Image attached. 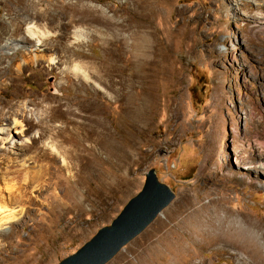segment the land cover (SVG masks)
Instances as JSON below:
<instances>
[{"label":"rangeland","instance_id":"1","mask_svg":"<svg viewBox=\"0 0 264 264\" xmlns=\"http://www.w3.org/2000/svg\"><path fill=\"white\" fill-rule=\"evenodd\" d=\"M136 1L63 0L87 21L67 64L56 53L57 68L81 60L89 77L84 87L68 85L58 69L25 79L31 123L21 126L30 130L13 131L9 144L0 136V187L2 179L21 187L29 170L43 191L12 206L19 221L0 228V264H58L111 224L151 169L175 198L107 264H264V0H153L146 55L129 47L113 58L109 36L131 23ZM123 3L124 18L115 13ZM59 23L67 16L53 23L55 33L75 29ZM104 57L110 87L93 83L91 62ZM6 83L0 100L20 101ZM45 94L63 104L69 96L66 121Z\"/></svg>","mask_w":264,"mask_h":264},{"label":"bare ground","instance_id":"2","mask_svg":"<svg viewBox=\"0 0 264 264\" xmlns=\"http://www.w3.org/2000/svg\"><path fill=\"white\" fill-rule=\"evenodd\" d=\"M152 1L153 0H137L136 3L132 4L134 6L131 9V14L128 15L132 20H136V24H139L138 26L135 25L133 27L131 25L132 20L130 24L125 25L124 23L126 22L123 21L121 23L118 22L119 24L115 26V29H118L114 32V35L111 37L109 36V46H111V48L116 47V56H113V58H118L122 49L126 51L129 47L132 52L146 55L149 41L151 40L148 35L149 32H145L146 27L144 28V26L148 23V19L151 17L150 15L154 12V10L151 9ZM78 7L77 4H66L63 0H0V81L7 82L5 87L6 92H12L16 100H20L16 102L10 98H6L4 101L0 100V136H5V139H3L5 144L10 143L8 139L12 140L14 138V135H12L14 134L13 131L19 130L21 134L22 132L30 130L28 127L24 129L23 126H21L24 122L31 123L27 121L24 116V110L27 104L21 101L25 99L27 93V91L22 88L25 85L26 78L35 81L37 77H42L58 69L68 85L72 84L75 87H84V81H88L89 76L83 69L88 62L80 60L79 63L81 65L77 62H71L69 65L63 64L64 66L61 69L57 68V65L61 64L59 61L60 56L65 59L63 63L67 64L66 59L74 55V51L76 50L72 45L77 44L80 46L84 41V32H82L80 28H77V26L84 24L87 20H85L82 15L80 17L79 13L81 12L80 10L78 11ZM126 8H128L126 3H123L115 13H120L124 18L128 13ZM63 12L65 13L63 14ZM61 15L67 16V23H59V26L65 30L72 26V28H75L72 33H68L65 30V32L55 33L56 31H54L53 23L55 21H60ZM129 29H131L130 33L127 32ZM128 40H132V42L128 44ZM4 42L8 44L9 50H13L12 55L4 51ZM118 46H120V48H117ZM77 57L80 58L82 56ZM134 58L135 56L132 59ZM146 58H148V55ZM139 59L141 60V58ZM114 60L112 61L113 63L116 62V59ZM97 61L94 60L91 62L96 70L94 73L96 74V82L94 81L93 83L97 86L98 83H103V86L105 84L110 87L111 79L109 78L110 81L108 79V81L103 79H105L104 74H107L112 64H109L111 62L106 57L100 59V62ZM105 70L107 72H105ZM18 88H21V92H18ZM0 95H3V92L0 91ZM29 98L34 106H39L41 101L38 97L31 95ZM41 99L49 100V104H46V106L50 112L54 114V117L60 119L65 118L66 121V118L71 116L72 109L70 110V102H68V100L71 101L69 96L61 98L65 100L64 104L61 101H56L57 98L51 97L48 94L42 95ZM92 99L95 100V98ZM72 100L74 102V99ZM63 106H65V109H63ZM83 108L92 109L95 117L100 116L95 104H87L84 105ZM98 120L100 121V119ZM99 121L94 123H98L100 126L101 123H99ZM40 124L41 121L37 123V126L39 127ZM67 126L68 124L65 122L64 126L61 127L62 130H66L68 128ZM30 128L32 129V127ZM26 171L21 187H18L17 183H14V181L10 183L7 179L1 180L3 182V186L0 187V228L2 230L4 225L14 224L19 221L20 213L19 211H15L12 206H19L20 203L25 200L23 198H25L29 192H32L33 189H36L38 192L43 191L42 188L39 187L41 175L39 173L31 174L28 172L29 170ZM70 197L73 196L71 195ZM76 202L78 203V201ZM57 203L61 207L64 205L68 206V200H58ZM76 208L78 212L82 211L79 205H76ZM67 209L70 208L67 207ZM154 260L157 261V258H147L143 260V264H152Z\"/></svg>","mask_w":264,"mask_h":264},{"label":"water","instance_id":"3","mask_svg":"<svg viewBox=\"0 0 264 264\" xmlns=\"http://www.w3.org/2000/svg\"><path fill=\"white\" fill-rule=\"evenodd\" d=\"M175 194L159 182L153 169L145 174L140 192L131 198L118 216L72 255L58 264H107L138 237L174 200Z\"/></svg>","mask_w":264,"mask_h":264}]
</instances>
